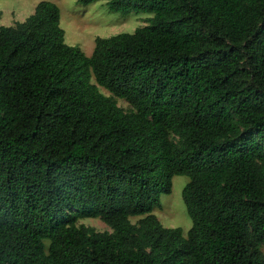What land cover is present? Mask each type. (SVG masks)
I'll return each instance as SVG.
<instances>
[{"label":"trees","instance_id":"obj_1","mask_svg":"<svg viewBox=\"0 0 264 264\" xmlns=\"http://www.w3.org/2000/svg\"><path fill=\"white\" fill-rule=\"evenodd\" d=\"M106 5L152 17L90 56L50 1L0 26V264H264V0Z\"/></svg>","mask_w":264,"mask_h":264},{"label":"rangeland","instance_id":"obj_2","mask_svg":"<svg viewBox=\"0 0 264 264\" xmlns=\"http://www.w3.org/2000/svg\"><path fill=\"white\" fill-rule=\"evenodd\" d=\"M50 1L60 9V27L64 31L65 43L79 47L86 56H90L97 37L108 38L120 33H133L137 28L145 26L152 15L146 13L123 16L110 13L106 0H99L87 6H81L76 0H0V26H11L23 21L33 13L38 2ZM109 96V93L100 88ZM117 105L124 110L129 108L126 101L116 99ZM188 182L186 176H174L171 180L170 193L160 195V207L153 210L161 225L165 228H181L186 235L192 226L182 200V189ZM139 217H132L135 223ZM78 224L93 227L96 231H109L99 219L81 218Z\"/></svg>","mask_w":264,"mask_h":264}]
</instances>
